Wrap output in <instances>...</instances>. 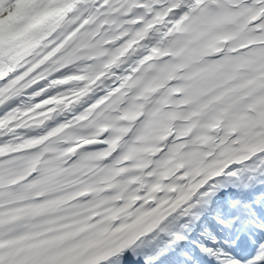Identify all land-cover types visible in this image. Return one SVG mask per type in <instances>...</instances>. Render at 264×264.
<instances>
[{"label":"snow or ice","instance_id":"6c2138e0","mask_svg":"<svg viewBox=\"0 0 264 264\" xmlns=\"http://www.w3.org/2000/svg\"><path fill=\"white\" fill-rule=\"evenodd\" d=\"M0 264H264V0H0Z\"/></svg>","mask_w":264,"mask_h":264}]
</instances>
